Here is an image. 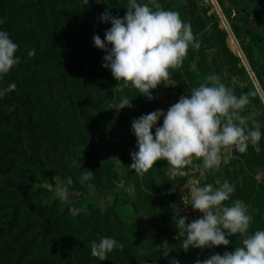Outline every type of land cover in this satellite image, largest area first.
Instances as JSON below:
<instances>
[{
    "label": "rangeland",
    "instance_id": "rangeland-1",
    "mask_svg": "<svg viewBox=\"0 0 264 264\" xmlns=\"http://www.w3.org/2000/svg\"><path fill=\"white\" fill-rule=\"evenodd\" d=\"M158 2L166 10L178 11L183 20L186 14L192 15L197 29L196 39L201 46L197 54L186 59L188 67L186 70L181 68V76L171 71L170 85L161 84L152 90L154 99L151 100L131 86L116 88L118 81L109 69L103 67L107 53L94 45V35L103 40L105 31L112 26L110 21L104 23L100 19L101 14L110 4L121 6L124 0L44 2L34 13L24 7H7L0 30L9 35L28 37L27 33L17 29L15 24H18L25 31L32 30L41 43L44 39L53 40L55 28L61 30L65 37L62 47L65 54L61 56L56 51L45 56L49 59L46 72L52 78L53 98L58 102V117L53 123L60 134L79 135L84 139L79 146L81 153L99 149L110 155L115 163L113 168L83 163L72 151L55 144L50 136H44L43 130L16 127L15 123L30 124L41 117L23 107L17 111L13 108L16 95L21 93L18 85L15 91L0 98V189L16 185L36 191L0 198V221L3 223L8 221L5 206H18L11 226L0 233V246L26 252L16 264H173L174 260L179 264H191L192 258L184 246L173 250L184 240L183 237L177 238L176 212L187 216L188 223L203 217V213L189 205L190 199L183 200L188 194L185 185L189 181L199 186H218L216 181L223 183L227 180L234 187L231 201L239 199L250 210H257L254 189L258 183H264V165L257 163L259 142L250 143L245 153L233 149L228 159L222 155L216 169L206 170L202 160L194 159L183 170L185 174L182 176H170L165 160L159 161L143 177L129 167L133 162L131 153L138 151L132 131L133 119L156 110L166 113L182 95L190 96V89L184 84L193 75L196 83H201L208 74H218L237 97L247 93L245 85L248 84L250 89H255L264 109V90L218 1ZM224 6L227 11L240 8L249 16L251 26L257 29L260 56L264 61V0H235V3L224 0ZM111 15L117 16L112 12ZM36 18L39 19L38 25L34 27ZM220 30L225 31L223 37ZM16 44L19 46L16 54L22 52L21 46L27 48L25 41ZM223 47L230 56L238 58L237 63L229 60ZM19 60L20 63L0 80V88L15 83L16 79L24 87L41 88L38 83L40 66L31 65V58ZM241 66L243 69L237 71ZM125 96L132 100V107L114 109ZM258 110L253 102L242 110V115L249 118V129L253 121L259 124L262 119L261 115L256 118ZM162 125L163 117L157 126ZM152 131L155 135V127ZM16 154L30 158L39 168V175L32 174L28 165L15 157ZM74 160L81 167H73ZM83 167L91 170L94 176L81 184L79 177L85 171ZM68 177L73 180L69 186L71 206L62 204L53 191L56 183L66 182ZM70 207L75 210L70 211ZM261 216L264 218V210ZM156 230L161 231L158 247L163 252H153L149 243V237L154 243L157 241L158 236H152ZM256 230H264V224L259 227L252 221L249 232ZM101 237L116 239L124 245L123 251L114 249L106 261H100L91 254L90 245ZM214 254H217L215 246L201 252L197 259L204 260ZM13 258L14 255L5 253L0 257V264Z\"/></svg>",
    "mask_w": 264,
    "mask_h": 264
},
{
    "label": "clouds",
    "instance_id": "clouds-1",
    "mask_svg": "<svg viewBox=\"0 0 264 264\" xmlns=\"http://www.w3.org/2000/svg\"><path fill=\"white\" fill-rule=\"evenodd\" d=\"M125 8L127 12L123 18L112 16L110 11L101 14L100 19L104 23L110 21L112 26L105 31V39L94 35V45L107 53L103 67L118 81L116 88L131 86L151 100L154 99L153 89L161 84L170 85V70L182 68L189 47L199 50L201 45L190 23L184 21L178 11L166 10L158 0L146 3L128 0ZM2 23L4 20H0ZM18 48L9 33L0 30V80L20 63L16 56ZM35 54L34 48L28 51L29 57ZM16 87L13 82L0 88V98L15 91ZM189 92L190 96L182 95L166 113L156 110L133 119L132 131L138 151L131 153L133 162L129 167L137 175L143 177L161 160L168 162L167 171L172 177L184 175L183 170L194 159L202 160L206 170L216 169L222 155L228 159L233 149L245 153L250 143L255 145L260 141L258 122L253 121L249 129V118L242 115V110L251 102L249 93L237 97L218 74H208ZM131 107L132 100L125 96L114 109ZM161 117L163 125L157 126ZM72 166L81 167L75 160ZM93 176L91 170L85 169L79 177L80 183L84 184ZM72 184L71 177L55 184L54 195L62 204L72 205L69 198ZM216 185L199 186L187 182L188 194L183 200L190 199L189 205L203 213V217L188 223L187 216L176 212L177 238H184L182 244L187 251L227 246L230 244L227 237L237 235L242 246H237L234 252L197 259L195 264H264V230L250 233L253 215L249 206L239 199L226 205L234 187L227 180L216 181ZM74 210L70 207V211ZM90 248L94 257L106 261L109 253L114 249L123 251L124 245L114 238L101 237L92 241ZM173 264H179V261L174 260Z\"/></svg>",
    "mask_w": 264,
    "mask_h": 264
},
{
    "label": "trees",
    "instance_id": "trees-1",
    "mask_svg": "<svg viewBox=\"0 0 264 264\" xmlns=\"http://www.w3.org/2000/svg\"><path fill=\"white\" fill-rule=\"evenodd\" d=\"M53 1L58 0H0V20L4 17L5 11L7 7H16V9L20 8H27L32 13L36 12L37 7L41 6L44 2L45 3H51ZM164 1V0H163ZM167 1V0H166ZM170 2V0H168ZM220 6L222 7L223 11L226 13L227 17L229 18L231 29L233 31V34L239 41V45H241L242 51L249 63V66L253 73H255L262 89L264 90V61L262 60L260 56V48L258 45V39H257V29L250 24V18L249 16L240 8L238 9H231L230 11L226 10V7L224 6V0H217ZM235 3V0H232ZM128 3V0H124V3L121 6H113L112 4L109 5L107 8V11H110L112 13H115L117 16H125L127 9L125 8ZM238 3V2H236ZM19 11V10H18ZM184 21L190 23L193 34L196 38L197 36V29L194 28V19L191 14H186L184 17ZM38 18H36V23L34 27H37L38 25ZM1 25V24H0ZM17 29L24 31L27 33L28 37L22 35V34H13L10 35V38L13 40L14 43L17 41H25L27 48L20 47L22 50L21 53L16 54L19 59L23 58H31L30 64L31 65H39L38 72L41 73L40 79H38V83L41 84V88L38 89L36 87H24L20 84V81L16 79V85L19 86L20 94L16 95L15 100L12 104L13 108L17 111L19 107H23L28 112L35 113L37 116L41 115L38 120H36L33 123L30 124H24V123H15L16 127H28V129H40L43 130L44 136L48 135L50 136V139L57 144L62 145L66 150H70L73 152L74 155H76L78 158L82 160L83 163L91 164V165H100L106 168H113L115 166V163L113 159L108 155L107 153L97 149L95 151H85L82 152L79 150V146L81 143L84 142V139L79 136H72V135H66V134H60L58 132V129L56 125L53 123L54 119L58 117V102L53 98L52 94V87L51 82L52 78L49 77L48 73L46 72L48 69L47 60H49L46 56V53H52V52H59L62 56V54H65L64 49H62L65 37L61 35V30L59 28H55V34L53 40H46L44 39L41 43L39 42V37H36L32 30L25 31L19 26L18 24H15ZM225 35L224 30H220V36L223 37ZM35 49L36 54L34 57L28 56V51L30 49ZM187 58L188 60L191 59L195 54L199 52V50L193 49L191 46L189 47ZM223 50L226 52L228 57H230V61L234 63L238 62V58L234 56H230L227 53V50L225 47H223ZM53 55V54H52ZM186 58V59H187ZM186 59L183 62L182 69L186 70L188 67V63ZM240 69H243V67H238L236 70L239 71ZM188 70V69H187ZM235 70V71H236ZM174 71L177 75L181 76V68L176 70H170ZM199 83H196V76L193 75V77L189 78V82L184 84L185 88H191V87H197L199 86ZM247 93L250 94L251 102H253V105L258 107L259 110L257 111L256 118H259V115L262 116V119L259 123L260 131H261V139L259 141V150H256L257 157V163L264 165V109L262 107V102H260L259 97L257 96V93L254 88L250 89L249 85H245ZM250 129L252 126H250ZM250 156V155H249ZM15 157L19 160H21L23 163L28 165L30 172L32 174H35L36 177L39 175V168L31 161L30 158L24 156L23 154H16ZM253 158V156H250ZM256 192V203L254 204L257 207L256 211L250 210L249 212L253 215V223L256 226H262L264 224V218L261 216V212L264 210V183H258L254 189ZM34 191L32 188L28 187H21V186H6L2 189H0V198L9 197L13 194H32ZM233 201L231 199L229 201H226V205H231ZM17 205H6L5 206V216L8 218V221L6 223H3L0 221V233L4 228L10 227L13 222V217L15 214V210L17 209ZM161 231L156 230L152 236L157 237V241L154 243L152 240V237H149V243L152 246V251L157 252H163V249L158 247V244L161 242ZM230 244L227 246H215L216 247V253H223V252H234L237 246H242L240 243L239 237L237 235L229 236ZM178 248L175 247L173 249L174 251L180 250L183 247V244L179 243ZM181 247V248H180ZM208 250V248L198 249V248H191L188 250V255L192 258L191 264H195L197 261V257L200 255L201 252H205ZM11 254L14 255L13 260L2 262L1 264H16L18 263L21 258L25 255V251L23 249H11L6 246H0V257L3 254Z\"/></svg>",
    "mask_w": 264,
    "mask_h": 264
}]
</instances>
